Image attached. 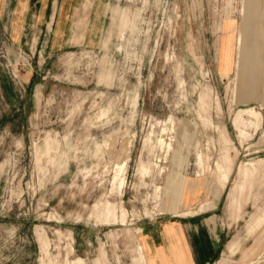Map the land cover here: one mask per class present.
Listing matches in <instances>:
<instances>
[{
	"label": "rangeland",
	"instance_id": "1",
	"mask_svg": "<svg viewBox=\"0 0 264 264\" xmlns=\"http://www.w3.org/2000/svg\"><path fill=\"white\" fill-rule=\"evenodd\" d=\"M20 1L0 0V264H147L142 227L194 209L227 227L210 264H264V0H88L99 35L60 50L62 0L41 25Z\"/></svg>",
	"mask_w": 264,
	"mask_h": 264
},
{
	"label": "crops",
	"instance_id": "2",
	"mask_svg": "<svg viewBox=\"0 0 264 264\" xmlns=\"http://www.w3.org/2000/svg\"><path fill=\"white\" fill-rule=\"evenodd\" d=\"M52 2L21 0L20 15L27 12L32 15L34 24L41 25L47 22ZM89 11L88 0H62L51 41L53 48L60 50L74 44L95 41L103 24L95 7L90 17ZM22 23L21 32L26 28L27 21ZM233 200L234 196H231L230 207ZM223 220L218 213L200 209H194L189 215H177L168 221L155 219L140 230L138 247L144 248L142 251L147 264H210L219 255L224 243L227 227ZM236 239L240 240L238 236L229 239L226 252H229L230 245Z\"/></svg>",
	"mask_w": 264,
	"mask_h": 264
},
{
	"label": "bare ground",
	"instance_id": "3",
	"mask_svg": "<svg viewBox=\"0 0 264 264\" xmlns=\"http://www.w3.org/2000/svg\"><path fill=\"white\" fill-rule=\"evenodd\" d=\"M250 40H251V39H250ZM252 40H253V38H252ZM251 42H252V41H251ZM251 42H250V43H251ZM250 46H251V45H250ZM249 48H250V47H249ZM250 49H251V48H250ZM254 50H255V49H254ZM170 121H171V120H170ZM182 181H183V179H182ZM178 183H179V181H178ZM182 207H183V206H182Z\"/></svg>",
	"mask_w": 264,
	"mask_h": 264
}]
</instances>
